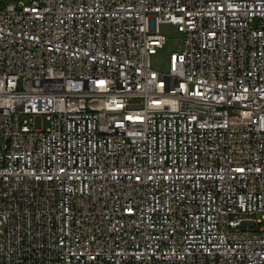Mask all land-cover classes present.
<instances>
[{
    "label": "built area",
    "instance_id": "2783aa9c",
    "mask_svg": "<svg viewBox=\"0 0 264 264\" xmlns=\"http://www.w3.org/2000/svg\"><path fill=\"white\" fill-rule=\"evenodd\" d=\"M0 264H264V0H0Z\"/></svg>",
    "mask_w": 264,
    "mask_h": 264
},
{
    "label": "rangeland",
    "instance_id": "374dc122",
    "mask_svg": "<svg viewBox=\"0 0 264 264\" xmlns=\"http://www.w3.org/2000/svg\"><path fill=\"white\" fill-rule=\"evenodd\" d=\"M4 2L9 0H2ZM26 2L28 0H25ZM161 32L167 37V41L162 48L157 50L150 59L152 69L159 72H167L170 69V56L177 52L182 45L183 35L171 24H161Z\"/></svg>",
    "mask_w": 264,
    "mask_h": 264
}]
</instances>
